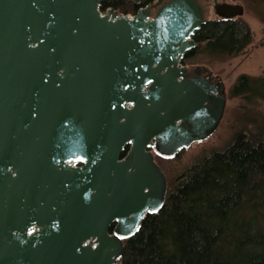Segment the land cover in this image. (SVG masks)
Instances as JSON below:
<instances>
[{
	"label": "water",
	"instance_id": "water-1",
	"mask_svg": "<svg viewBox=\"0 0 264 264\" xmlns=\"http://www.w3.org/2000/svg\"><path fill=\"white\" fill-rule=\"evenodd\" d=\"M101 2L0 0V264H117L165 203L153 150L175 156L223 119V78L182 60L242 4Z\"/></svg>",
	"mask_w": 264,
	"mask_h": 264
},
{
	"label": "trees",
	"instance_id": "trees-1",
	"mask_svg": "<svg viewBox=\"0 0 264 264\" xmlns=\"http://www.w3.org/2000/svg\"><path fill=\"white\" fill-rule=\"evenodd\" d=\"M154 1L102 0L100 8L135 15ZM254 1L257 8L264 4ZM259 12L264 17V9ZM194 39L196 47L183 64H194L203 55L218 60L238 55L253 35L241 17L212 18ZM260 87L264 77L243 74L230 92L248 101L252 94L264 99ZM251 125L240 129L225 148L197 159L172 184L166 173L163 208L148 214L139 231L124 239L117 264H264V127ZM154 152L156 159L176 158Z\"/></svg>",
	"mask_w": 264,
	"mask_h": 264
},
{
	"label": "rangeland",
	"instance_id": "rangeland-1",
	"mask_svg": "<svg viewBox=\"0 0 264 264\" xmlns=\"http://www.w3.org/2000/svg\"><path fill=\"white\" fill-rule=\"evenodd\" d=\"M227 1L244 6L245 12L241 18L250 26L253 40L241 53L230 58L218 60L203 55L195 61L194 65L206 66L223 78L227 88V105L219 127L210 138L184 149L173 161L157 157L168 175L169 183L197 159L217 149L225 148L247 123H251L255 129L264 127V99L252 94L251 101H248L243 96H233L230 92L238 77L243 74L255 78L264 77V17L259 12L264 9V4H259L257 8L258 2L254 0ZM212 18L217 17L212 15ZM260 89L264 90V87Z\"/></svg>",
	"mask_w": 264,
	"mask_h": 264
},
{
	"label": "flooded vegetation",
	"instance_id": "flooded-vegetation-1",
	"mask_svg": "<svg viewBox=\"0 0 264 264\" xmlns=\"http://www.w3.org/2000/svg\"><path fill=\"white\" fill-rule=\"evenodd\" d=\"M156 1V0H155ZM154 1V2H155ZM201 2H203L204 4H205V6L207 5V6H211L212 8H211V11L213 12V6L214 5H217V4H221V3H224V2H228L227 0H200ZM153 3V2H152ZM228 3H230V2H228ZM189 66H195L194 64H190ZM192 146V145H191ZM190 146V147H191ZM155 150H153V152H154ZM182 151H184V149L182 150ZM182 151H180L177 155H175L174 157H178L179 155H180V153L182 152ZM154 155H155V159H156V154H155V152H154ZM156 161H157V159H156ZM158 163V162H157ZM159 164V163H158ZM160 165V164H159ZM161 166V165H160ZM162 167V166H161ZM162 169H163V171H164V173H165V175H166V171H165V169H164V167H162ZM166 177H167V175H166ZM168 183V182H167ZM113 231V226H111V228H110V232H112Z\"/></svg>",
	"mask_w": 264,
	"mask_h": 264
},
{
	"label": "snow or ice",
	"instance_id": "snow-or-ice-1",
	"mask_svg": "<svg viewBox=\"0 0 264 264\" xmlns=\"http://www.w3.org/2000/svg\"><path fill=\"white\" fill-rule=\"evenodd\" d=\"M156 209H152V211H155Z\"/></svg>",
	"mask_w": 264,
	"mask_h": 264
}]
</instances>
